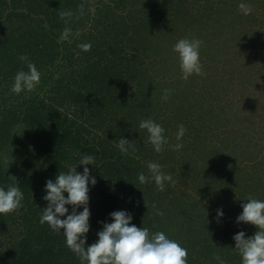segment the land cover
Here are the masks:
<instances>
[{"label":"trees","instance_id":"1","mask_svg":"<svg viewBox=\"0 0 264 264\" xmlns=\"http://www.w3.org/2000/svg\"><path fill=\"white\" fill-rule=\"evenodd\" d=\"M85 1L82 6L81 0H0V147L11 142L15 157L25 171L24 177L18 180L24 193L22 206L12 212L0 214V264H81L79 257L66 245L63 234L53 231L47 223L41 224L40 216L42 208L46 206V201L43 200L45 181L54 179L59 170L67 171L69 165L77 164L81 156L86 154L94 156L95 166L88 167L97 179L95 186L89 185V208L92 216L87 243L94 242L97 239L96 232L102 228L101 225H96V213H105V217H109L108 214L112 211L124 206L132 207L134 201L138 203V210L135 209L138 211L137 216L143 217L152 231L158 229L168 236H176L171 228L173 223L170 217L173 208L178 206L175 204L181 202L182 194L169 193L168 183L163 191L158 190L154 182L140 184L137 176L146 166L141 164L140 158H135L136 153L132 149L121 153L113 138L119 139L118 136L121 135L132 140L134 136L141 140V148L147 149L146 145L151 144L145 143V132L139 129V122L151 118L165 127L164 120L169 117L161 105L167 95L162 88H158L162 78H157L165 76L147 67L145 53L154 49V53L159 54L166 49L164 55H168L166 57L174 68V75L183 78L178 57L172 51L175 43L158 39L156 33L160 31L157 30L158 21L165 18V14L166 20L170 19L163 29L169 28L173 32L179 27L184 30L192 25L195 27L192 23L197 18L193 6L195 0L191 5L190 0H155L159 5L155 8L148 5L142 16L131 23L126 22V18L131 19L130 17L121 15V26L116 22L105 23L104 14L109 12L104 11L106 2L95 0L97 4L101 3L104 8L102 10L95 9L88 0ZM204 1L212 4L210 9L214 5L220 10L217 0ZM89 5L92 11L86 9ZM78 8L86 11L85 14L90 18L86 32H79L83 22L76 10ZM67 11L72 12V16L62 18L60 13ZM103 27L104 30L101 31ZM91 28L95 30L94 34L89 33ZM249 28V31L238 32L239 41L236 44L240 45L239 49L245 47L256 55H261L260 51L264 52V32H261L260 27ZM65 29H70V32L63 38ZM193 36H196L195 33ZM153 38L158 41L152 42ZM84 43L90 44V49H82L80 45ZM119 52L123 53L120 57L117 55ZM226 54L218 44L201 45L200 61L205 75L203 83L210 82L214 96L199 97L198 104L208 105L212 100L215 106L218 103H241L247 97L243 90L248 86L246 78L255 79L254 70L261 72V63L258 61L252 63V69L248 68L247 63L225 60L223 70L220 71L223 73L212 74L217 63L223 62ZM234 54L237 55L235 51ZM22 55H26L28 61L34 63L41 73L40 82L33 89L40 97L32 94L28 101L9 90L15 73L22 68L27 70L26 63L19 59ZM204 56L210 57L208 59L213 62L201 59ZM137 58L140 60L137 61ZM228 69L234 70L236 75L230 73V77H227L224 71ZM257 80L256 86L260 84L261 75ZM44 85L49 94L47 99L42 98ZM204 87L207 86L202 85L197 89ZM13 95L19 98L17 103L13 101ZM194 100L191 99L190 103L196 104ZM66 102L69 103L65 104ZM168 103H174L173 99L169 97ZM64 104L65 109L62 110ZM70 104L75 108L72 120L67 117L66 112ZM190 115V118H184L183 115L178 117L177 114H172L175 120H180L185 125L183 139L191 136L189 130L198 127V115L193 111ZM74 116L77 120L83 118L80 125L74 120ZM73 124L78 126L72 128ZM167 125L169 127L168 121ZM80 127L88 135L84 137ZM191 134L193 137L197 135ZM89 135L93 141L97 138L98 143L88 144ZM42 140L51 142L52 149L43 146L39 157L34 147ZM150 150L151 161L162 164L170 158L166 149L155 152L151 145ZM232 150L224 159L221 154L217 157L222 164L221 168H229L228 180L227 177H221V174L218 180H210L213 183L217 181V193L214 197L216 204L226 203L230 212L237 214L242 211L241 206L235 209L232 205L237 201L245 202L243 199L250 197L249 193L255 191L252 190V185L259 186L258 170L261 169L257 168L256 163L243 164L242 153H237L233 148ZM99 160L102 161L101 165L97 163ZM82 169V165L77 166L78 171ZM224 182L227 183L225 188ZM12 183L15 180H10L0 166V186L6 187ZM253 198L264 199L262 185L261 195ZM153 204L156 205L155 209ZM157 209L164 215H156ZM154 219L158 220V228L152 227ZM160 225L166 228L163 229ZM179 227L180 230H176L183 234L185 240L188 230L183 225ZM212 230L213 228L210 231ZM189 239L190 237L187 241ZM184 240L181 241L183 246ZM197 243L198 248H208L203 240H197ZM232 256L228 264H235L234 261L240 259L234 258L236 254ZM198 257L200 256H187L188 264H203L204 258L199 261Z\"/></svg>","mask_w":264,"mask_h":264},{"label":"rangeland","instance_id":"2","mask_svg":"<svg viewBox=\"0 0 264 264\" xmlns=\"http://www.w3.org/2000/svg\"><path fill=\"white\" fill-rule=\"evenodd\" d=\"M81 1L82 6H84L86 1ZM102 1L106 2V9L101 7V3L97 4L95 0H88V3L91 4V6L95 9L100 8L102 10L104 9V11H109H106L107 13L104 14L105 23L116 22L119 26L122 24V18L120 17L121 15L124 17H130L131 19L126 18V22L131 23V21H134L135 18L139 19L142 16L143 11L148 7V5H153L154 8L157 6V4L159 5V2H154L155 0ZM192 1L194 0H190L189 5H191ZM217 1L219 3L220 10H217L214 5L213 8L210 9L212 4H207L204 0L194 1L195 3L193 6L194 9H196L195 12L197 18L192 23L195 24V27L192 25L191 27L187 28V30H184L183 27H179L174 29L173 32H171L169 28L163 29V27L167 25L165 23H167L170 19L169 18L166 20L167 15L165 14V18L162 17L159 21L156 19V21L159 23L157 30L160 31L157 32L156 28H154V30L157 32L156 36L158 39H165L167 42L172 41V44L181 38H197L203 41L202 45L210 43L218 44V47L227 54L224 57V60L222 58L223 62L217 63L216 69L212 71V74L223 73L220 71L223 70L222 66L224 63H226L225 60L234 63H247L248 68H252V63L254 64L255 61L260 62L261 72H259V70H254L256 72V78H246L248 86L243 90L247 97H244L241 103H218L215 106L212 100L208 105L198 104L197 99H199V97L208 96L213 98L214 96L210 82L207 81L206 84L203 83V80L205 79L204 74H193L187 79H180L174 75V68L171 67L168 57H166L168 55H164V53H166V49L159 54H155L154 49L152 51L147 50L145 53L147 67L151 71L159 75L163 73L165 76L157 78H162V81L160 82L161 86L158 88H162V90L166 92L165 95H167V98L162 100L163 103L161 105L162 110H164V112L169 117L168 119L164 120V135L167 139V142L163 145L162 149H166L169 152L170 158L162 164L160 162L158 163L163 166L162 171L170 174L172 179L175 181L174 184L168 183L170 190L169 193L182 194L180 198L181 202L175 204L178 206L173 208L171 214L172 217H170L171 222L173 223L171 228L172 231L174 230L173 234L176 232V236L169 237L177 240L183 246V242L181 241L184 240V236L176 229L180 230V225H183V227L185 226V229L188 230V232L186 233L184 240L185 244L183 247L188 250V256H200L198 257L199 261L204 258L203 264H219V262L215 259L216 256L221 257L225 264H228V260L233 258V254H236V257L234 258H240L238 251L233 249L235 247V241L232 239L233 235L236 232L243 230L245 231L246 236H251L256 231V227L254 225L245 223L237 224L235 222L236 216L240 213L239 211H237L239 212L237 214L233 211L230 212V208H228L229 206H227L226 203L222 204L219 202V204H216L217 201H215L214 197L217 193V181L213 183L210 178H215L218 180L221 174V177L225 179L227 177L228 180L229 169L220 167L222 164L217 158L218 154H221L224 159L226 155L228 156L229 153L233 151V148L237 153H242V157L244 158L242 160L243 164H258L257 168L261 169L260 171L258 170V176L260 180L258 182L259 186L256 187L254 186L255 184L252 185V190L255 191L249 193V196L256 197L257 195H261V185L264 187V52L261 50V55H256L253 53V51L245 49V47L243 49H239L241 48L240 45L236 44V42L239 41L238 32L244 30L249 31V27L251 26H254L255 29L260 27L261 32H264V0ZM151 2L154 3L152 4ZM241 2L251 7L252 11L249 14L245 15L242 10L239 9L238 5ZM91 6L89 5L86 9H91ZM76 10H78L83 22V26L79 32H86L88 25L90 24V18L85 14L86 11H83L81 8ZM103 30L104 27L101 28V31ZM88 31L89 33H95L93 28ZM193 33H195L196 36H193ZM94 38L95 37H93V39ZM154 41L158 40L153 38L152 42ZM233 50L237 53V55L234 54ZM117 55L120 57L123 55V53L119 52ZM208 58L210 57H201V59L206 62H213V60ZM139 60L140 58H137V61ZM224 73L227 77H230V73L236 75L234 70L229 69L224 71ZM259 75H261L260 84L256 86ZM202 85L207 87L198 90L197 87ZM45 89H47L46 85L43 86L41 93L44 95L42 98L47 99L49 94L46 93L47 90ZM9 90L11 91V89ZM32 94H36L38 97H40L39 94L35 92V90L21 92L20 97L28 101ZM13 97L15 99L13 101L17 103L19 98H17L16 95H13ZM169 97L173 99L174 103H168ZM211 98L209 99L211 100ZM191 99H195L193 102H196V104L190 103ZM205 99L206 98L203 100L205 101ZM246 100L249 101L247 102ZM67 103L69 102H66L65 104ZM65 104L62 106V110L65 109ZM164 105L165 107H163ZM74 109L75 108L71 104L70 108L66 109L68 114L67 117L71 120L73 119L72 112ZM192 111L195 112V115H198V127L189 130V134L191 136L186 137V140L183 138L178 140L176 134L181 121L175 120L172 117V114H177L178 117L183 115L184 118L189 116L190 118V113H192ZM74 120L78 121L77 124L80 125L83 121V118H81V120H77L76 116H74ZM167 121L169 127L167 125ZM77 124H73L72 128L76 127ZM83 127L86 128V126ZM79 129L83 136L88 135V132L84 131L82 127ZM191 133H196V137H193ZM166 134H168V136ZM118 137H121V135ZM129 137H131L130 134ZM145 137L146 132L144 135V140ZM45 138L48 139L47 137ZM91 138L92 136H87V139L90 140L88 141V144L94 143L96 141L98 143L97 138L94 141ZM119 139L113 138V140L116 141V144L119 143ZM132 141H134V150L132 149V151L133 153H136L135 158H140L142 162L141 164L146 166L145 170L142 172L147 173V164L151 161L149 159L151 154V145H146L148 147L147 149L141 148L142 144H139L141 140L134 138V136ZM188 141L189 143H187ZM47 144L50 146H47ZM176 144H181L182 147L177 149L175 147ZM43 146L46 149L50 147L52 149L51 142H48V140H42L37 147H34L38 152L39 157L41 156L40 151L42 150ZM15 156L16 154L13 150L11 142H7L3 147H0V166L3 168L5 175L10 180H14L13 177L19 180L23 178L25 174V171L20 167ZM101 162V160L97 161V163L100 165ZM201 174H204V176ZM107 181L110 183V180L107 179ZM226 182L223 183V188L227 186ZM130 187H132V185ZM248 192H250L249 188ZM240 205L241 201H237L235 205H232V207L236 209L240 207ZM218 208H222L224 212V216L219 223L215 219L216 210ZM121 209H126L133 215V220L131 223L135 224L137 227L143 226L148 228L150 234L156 232V230L152 231L151 227L149 228V224L143 217L137 216L138 211L135 209L138 210V203H136V201L132 203V207L124 206ZM228 211L230 212L229 214ZM95 216L97 222L96 225H101L98 223V221H104L108 219V217H105V213H96ZM157 221L158 220L156 219L153 220L154 223L152 224V227L158 228ZM160 227L163 229L166 228L163 225H160ZM212 228L213 230L210 231ZM189 237L190 241H187ZM197 240L205 241V244L208 245V248H198L197 246H199V244L197 243ZM234 263L240 264V259L237 261L235 260Z\"/></svg>","mask_w":264,"mask_h":264},{"label":"clouds","instance_id":"3","mask_svg":"<svg viewBox=\"0 0 264 264\" xmlns=\"http://www.w3.org/2000/svg\"><path fill=\"white\" fill-rule=\"evenodd\" d=\"M238 7L245 15L252 11L243 2ZM60 15L62 18L70 17L72 12H61ZM69 32L70 29H65L63 38ZM202 44L203 41L197 38H181L172 46L184 79L193 74H204L200 61ZM80 47L86 51L91 45L84 43ZM19 59L26 63L27 70L22 68L13 77L11 91L16 94L35 89L41 76L36 65L28 61L26 55ZM138 127L146 132L145 142L151 144L155 152H160L167 142L164 127L151 118L141 120ZM185 131L184 125L180 124L176 134L178 140ZM117 146L121 153L134 150L132 140L123 136ZM175 147L179 149L182 145L176 144ZM78 165L83 166L82 171L77 170ZM88 165L95 166L94 156L82 155L77 164L69 165L67 171L59 170L54 179L45 181L43 200L46 201V206L42 208L40 216L41 224L47 223L53 231L63 234L66 245L79 257L81 264H188V250L185 247L164 231L150 234L148 228L137 227L131 223L133 215L126 209L112 211L108 219L98 221L102 228L96 232L97 239L87 243V234L91 228L89 185L95 186L97 183ZM162 167L160 163L150 161L147 164L148 172L138 173V182H154L157 189L163 191L166 183L174 184L175 181L170 174L162 171ZM13 178L15 183L0 186V214L12 212L22 206L24 193L19 187V181ZM243 201L245 202L240 205L242 211L236 216L235 222L254 225L256 231L251 236H246L243 230L236 232L232 237L235 241L233 249L240 255V264H264V199L250 196ZM153 208H156L155 204ZM156 215L163 216L164 213L157 209ZM223 216V209L218 208L215 217L218 223ZM215 259L219 264H225L221 257L216 256Z\"/></svg>","mask_w":264,"mask_h":264}]
</instances>
